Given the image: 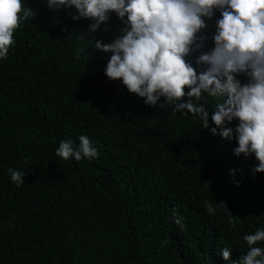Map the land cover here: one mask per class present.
<instances>
[{
	"label": "trees",
	"instance_id": "16d2710c",
	"mask_svg": "<svg viewBox=\"0 0 264 264\" xmlns=\"http://www.w3.org/2000/svg\"><path fill=\"white\" fill-rule=\"evenodd\" d=\"M22 3L33 12L0 59V264H235L249 248L243 237L264 230V172H252L254 156L234 154V138L211 133L217 100L199 101L208 129L163 97L145 105L105 76L111 53L94 49L122 34L115 13L88 33L92 21L73 20L74 8ZM219 18L200 33L205 51ZM196 55L188 60L199 72ZM81 135L97 158L56 156ZM10 168L25 171L24 184Z\"/></svg>",
	"mask_w": 264,
	"mask_h": 264
},
{
	"label": "clouds",
	"instance_id": "9594fccd",
	"mask_svg": "<svg viewBox=\"0 0 264 264\" xmlns=\"http://www.w3.org/2000/svg\"><path fill=\"white\" fill-rule=\"evenodd\" d=\"M46 4L51 10L74 8L73 20L92 21L88 33L115 13L124 24L122 34L108 43L94 40L95 50L111 53L105 76L119 79L129 93L144 98L145 105L156 106L163 97L174 112L198 117L203 129L209 127V112L199 101L205 94L215 98L211 133L219 129L221 137L234 138V154L254 156L257 165L252 172H264V0H46ZM32 12L22 0H0V59L7 58L14 32ZM216 12L220 18L211 37L213 47L205 51L209 37L200 33ZM84 51L77 49V57ZM193 52L196 65L204 66L199 72L188 60ZM240 74L246 75V83L237 79ZM78 139V146L70 139L61 141L56 156L76 161L99 156L87 136ZM9 173L14 183L24 184L25 171L10 168ZM205 208L214 214L208 201ZM172 215L184 229L175 209ZM243 239L249 248L235 264H264V248L255 246L264 241V230ZM230 253L221 249L225 260Z\"/></svg>",
	"mask_w": 264,
	"mask_h": 264
}]
</instances>
